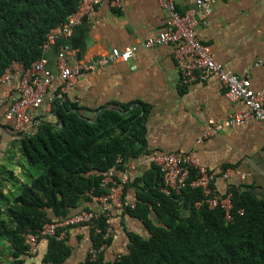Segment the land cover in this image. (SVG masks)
<instances>
[{
  "label": "crops",
  "instance_id": "0c3cea01",
  "mask_svg": "<svg viewBox=\"0 0 264 264\" xmlns=\"http://www.w3.org/2000/svg\"><path fill=\"white\" fill-rule=\"evenodd\" d=\"M175 1L181 13L196 9V0ZM197 18L205 20L201 13ZM206 20L208 25L198 27L197 35L211 48L214 60L231 74L248 77L253 89H264V67L254 66L257 59H264V0H217ZM166 21L167 14L158 0H121L120 7H112L109 0H103L94 18L81 17L71 35L57 37L48 46L43 55L46 69L52 76L57 74L58 54L62 51L66 64L75 67L110 49H123L155 35L165 28ZM17 69L19 72L20 65ZM18 72H13L11 79L0 86V119L10 100L17 95ZM56 99H61L60 103L70 110L71 105H75L78 113L90 121L95 120L99 111L123 113L124 106L146 109V113L143 109L140 112V116L145 114L143 142L136 143V156L127 158L123 170L112 169L107 173L115 177L126 174L128 184L122 198L127 203L136 205L138 202L144 187L142 178L153 167L151 156L178 151H194L211 172L237 171L238 175L230 180L214 182L213 187L218 192L227 193L230 186H243L258 199H264V131L261 125L250 121L199 143L207 121H223L245 107L242 101H232L225 95V88L216 76L204 82L182 84L170 46L139 49L128 62L84 73L64 90L53 81L43 103L32 112V123L19 132L32 134L43 122L58 126L59 119L51 110ZM13 130L17 131L14 125ZM16 138V133L0 128V189L10 200L11 192L17 189L13 188L8 172L21 183L29 182L30 176L37 174L22 161ZM79 209L100 211L101 206L97 198L92 197ZM5 213L6 205L0 203V220L6 219ZM112 214L116 231L101 254L103 262L109 263L129 253L130 233L143 240L150 237L144 223L128 211ZM149 217L156 221L154 214ZM60 235L70 248V255L63 264L85 263L93 242L92 230L87 226L72 227ZM3 244L1 252L7 258V241ZM46 252L47 242L42 239L31 253L32 257H23L24 264H41Z\"/></svg>",
  "mask_w": 264,
  "mask_h": 264
},
{
  "label": "trees",
  "instance_id": "16d2710c",
  "mask_svg": "<svg viewBox=\"0 0 264 264\" xmlns=\"http://www.w3.org/2000/svg\"><path fill=\"white\" fill-rule=\"evenodd\" d=\"M79 1L0 0V77L12 64L27 70L40 59L50 31L67 21ZM60 101L51 105L58 126L43 122L32 134L14 131L11 121L2 126L16 133L19 153L37 174L21 183L8 172L17 189L11 192V200L0 189V203L6 205V219L0 220V264H24L23 257L31 256L25 232L38 234L47 223L92 211L79 207L106 193L104 177L112 169L123 170L127 158L136 156V143L143 142L145 114L140 112L146 113L145 108L99 111L90 121L75 105L70 110ZM142 182L135 209L126 212L144 223L149 239L130 233L127 255L111 263L103 262L102 255L91 263L88 255L83 264H264V199L249 188L229 187L232 219L226 221L218 208L194 207L203 197L199 189L162 194L161 175L154 166ZM150 214L156 216L155 222ZM103 225L101 219L99 226ZM66 229L56 237L40 238L47 242L41 264H63L69 257L66 241L57 238ZM4 240L8 260L1 252ZM110 243L111 239L106 241ZM101 244L94 234L91 247Z\"/></svg>",
  "mask_w": 264,
  "mask_h": 264
},
{
  "label": "built area",
  "instance_id": "2783aa9c",
  "mask_svg": "<svg viewBox=\"0 0 264 264\" xmlns=\"http://www.w3.org/2000/svg\"><path fill=\"white\" fill-rule=\"evenodd\" d=\"M109 1L112 7L121 6V0ZM216 1L196 0L195 10L181 13L175 0H158L160 7L167 14L166 26L163 30L123 49H110L106 54L96 59L80 62L75 67L66 64L65 54L62 51L58 54L55 76L50 75L47 71L45 58L38 59L27 70L20 66L19 72L17 69L19 65L12 64L0 77V86L5 85L11 79L13 72L20 74V82L17 95L10 100L3 118L0 119V125L5 121L13 120L15 129L23 131L25 126L32 123V112L43 103L47 89L53 81L58 82L61 89L64 90L71 87L75 79L84 73H94L106 66L128 62L139 49L170 46L173 49V57L182 84L204 82L209 77L216 76L225 88V95L232 101H242L245 107L223 121H207L199 143L220 132L250 121L258 122L264 131V89L255 90L251 87L248 77L242 78L228 72L222 64L214 60L211 48L198 38L197 28L208 25L206 19L212 14ZM102 2L103 0H80L76 11L68 17L67 21L50 31L46 42L42 45V51H46L55 38L71 35L81 17L94 18L96 10ZM199 13L204 15L205 20H198ZM254 66L264 67V59H257ZM150 161L161 175L160 191L162 194L166 196L180 195L186 187L199 189L203 197L194 204L195 208L204 206L210 210L218 208L223 211L226 221L232 219L231 194L218 192L213 184L218 179L230 180L238 175L237 171L226 169L218 174L211 172L194 151L157 153L151 156ZM102 184L106 187V193L97 197L101 206L100 211H82L68 218H60L56 222L43 225L38 234L25 232L23 239L31 253L36 249L40 237H56V233L60 229L88 226L103 241L99 247H91L89 250V261L96 262L107 246L106 241L112 239L116 231L112 212L122 214L128 209H135L134 203H127L122 198L128 184L125 173L119 177L107 174L102 180ZM101 219H104L102 227L99 226ZM57 238L61 240L62 235Z\"/></svg>",
  "mask_w": 264,
  "mask_h": 264
},
{
  "label": "bare ground",
  "instance_id": "6f19581e",
  "mask_svg": "<svg viewBox=\"0 0 264 264\" xmlns=\"http://www.w3.org/2000/svg\"><path fill=\"white\" fill-rule=\"evenodd\" d=\"M43 55H44V52L42 51V56H41V58H44L43 57ZM16 64V63H15ZM12 66V65H11ZM7 70V69H6ZM9 121H12L14 124H15V122L13 121V120H9ZM8 121H5V122H3L1 125H0V128H2V126L5 124V123H7ZM75 227H77V226H75ZM69 228V227H68ZM64 229H60V230H58V231H63ZM57 231V232H58ZM57 234V233H56ZM40 238H44V237H40ZM40 238L38 239V243H39V241H40ZM49 238V237H48ZM44 239H46V238H44ZM38 243H37V245H38ZM28 246V245H27ZM37 247V246H36ZM30 250V249H29ZM31 252V251H30Z\"/></svg>",
  "mask_w": 264,
  "mask_h": 264
},
{
  "label": "rangeland",
  "instance_id": "374dc122",
  "mask_svg": "<svg viewBox=\"0 0 264 264\" xmlns=\"http://www.w3.org/2000/svg\"><path fill=\"white\" fill-rule=\"evenodd\" d=\"M22 161L25 163L26 166H28V169H30V171L33 173L34 172V168L29 166V164L26 162V160L23 157H22Z\"/></svg>",
  "mask_w": 264,
  "mask_h": 264
}]
</instances>
